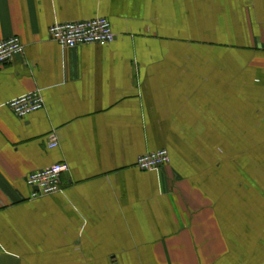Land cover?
Returning <instances> with one entry per match:
<instances>
[{
    "label": "crops",
    "instance_id": "obj_1",
    "mask_svg": "<svg viewBox=\"0 0 264 264\" xmlns=\"http://www.w3.org/2000/svg\"><path fill=\"white\" fill-rule=\"evenodd\" d=\"M96 16L108 44L48 36ZM10 36L0 264H264V0H0ZM35 90L42 108L6 106ZM160 148L167 164L135 166ZM57 162L59 191L30 198L26 176Z\"/></svg>",
    "mask_w": 264,
    "mask_h": 264
},
{
    "label": "built area",
    "instance_id": "obj_2",
    "mask_svg": "<svg viewBox=\"0 0 264 264\" xmlns=\"http://www.w3.org/2000/svg\"><path fill=\"white\" fill-rule=\"evenodd\" d=\"M48 36L62 47L74 48L86 44H108L114 39L112 27L107 18L96 16L89 19L54 22L47 28ZM24 44L18 36L0 40V63L10 62L15 55L21 54ZM6 106L19 117L26 116L43 106V98L38 90L26 92L9 99ZM56 137L51 134L48 148L56 147ZM170 160L165 148L156 149L139 155L135 166L141 170H155ZM67 164L57 162L31 171L25 178L31 188L30 198H38L59 191L61 173Z\"/></svg>",
    "mask_w": 264,
    "mask_h": 264
}]
</instances>
